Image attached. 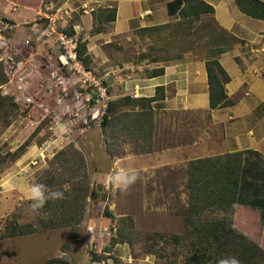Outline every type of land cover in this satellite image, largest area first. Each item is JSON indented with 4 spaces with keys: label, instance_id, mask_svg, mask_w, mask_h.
Segmentation results:
<instances>
[{
    "label": "rangeland",
    "instance_id": "1",
    "mask_svg": "<svg viewBox=\"0 0 264 264\" xmlns=\"http://www.w3.org/2000/svg\"><path fill=\"white\" fill-rule=\"evenodd\" d=\"M85 2L93 6L92 13L99 9L95 0H68L67 3L65 0H36L32 2V10L21 6L13 12L14 21L0 15V78L5 80L0 92L12 96L18 104L16 111L8 116L9 125L5 124L7 117L0 116L1 154L14 151L34 134L20 158L0 167V233L10 219L20 223L35 222L30 199L24 193L29 184L36 181V173L68 143L72 142L77 148L79 140L87 139L89 128L100 129L101 114L109 98L106 81L94 68L93 59L87 67L78 57V67L74 62L63 66L59 61L64 50L58 33L68 35L72 30L77 43L96 34L92 29H75L74 23H80L84 14L82 4ZM61 6V18L57 17L55 32H51L49 18L55 16ZM208 21L207 18L202 24ZM184 30L169 29L159 37L146 32L150 40L141 37L142 40L136 42L126 37L116 38L103 47L108 51L120 50L117 58L121 63L142 58L153 61L162 45L174 50L173 53L186 48ZM108 31L106 25L102 33ZM209 42L212 41H208V45ZM125 142L131 145L130 151H139L132 142L123 139L114 152L124 153ZM80 151L87 162L90 188L98 192L97 199L93 195L87 197L81 223L75 228L38 230L0 238V264H167L174 259L173 246H165L164 240L155 245L149 238L153 234L168 236L181 232V219L168 216L173 204L170 197L158 191L150 195L149 200H142L141 186L136 182L127 191L106 188L93 179L90 159L83 149ZM24 157L21 165L25 169H20L18 161ZM10 181L17 187H8ZM91 182L96 185L92 186ZM242 186L248 189L246 182ZM251 206L252 211L237 210L235 221L242 226L237 228L264 249V206L254 203ZM121 218H126L123 222L126 237L124 242L113 244L111 240L118 237L117 220ZM149 247H154L161 255L149 253ZM177 262L182 264L180 257Z\"/></svg>",
    "mask_w": 264,
    "mask_h": 264
},
{
    "label": "crops",
    "instance_id": "2",
    "mask_svg": "<svg viewBox=\"0 0 264 264\" xmlns=\"http://www.w3.org/2000/svg\"><path fill=\"white\" fill-rule=\"evenodd\" d=\"M95 1L99 3V8H116V18L108 25V32L83 39L94 68L106 81L108 101L124 96L150 98L156 94L158 87L163 90L160 98L152 102L155 128L150 152H132L131 145L125 142L124 154L111 158L101 130L96 127L88 129L87 139L77 142V148L83 149L90 159L93 179L101 185L105 184V177L114 161L121 159L125 166L130 165L139 172L136 183L141 186L142 200H149L150 195L158 191L170 197L173 204L171 213L168 209V216L178 218V221L181 219L182 231L183 212L190 200L189 162L240 152L243 170L236 209L251 210L253 203L264 206V18L245 14L235 0H203L212 6L216 25L236 39L219 57L230 77L225 85L227 103L212 109L209 106L205 55L207 49L215 44H207L212 41L210 33L221 34L216 25L208 27L202 35L197 34L194 27L199 22L193 21L184 30L183 37H186L188 46L180 52L173 53L174 50L162 45L155 53L157 59L153 61L142 58L121 63L117 58L121 51H108L103 45L122 37L133 42L141 37L150 40L146 32L139 30L179 22L177 14L170 15L168 12V3L174 0ZM259 1L264 3V0ZM32 2L0 0V15L14 21L11 17L13 12L21 6L32 10ZM82 7L94 10L86 2ZM92 12L82 14L80 23H74L75 29L91 30ZM205 19V16L201 17L202 21ZM168 30L152 31V35L159 37ZM143 55L141 51V57ZM161 68L162 73L150 74ZM129 156L131 159H128ZM25 159L18 161L20 169H25L22 166ZM243 182H246L247 190L242 188ZM91 183L96 185V182ZM96 191L93 192L94 199L98 198ZM24 195H28V187ZM237 214L236 211L235 220ZM237 227L242 228L239 221Z\"/></svg>",
    "mask_w": 264,
    "mask_h": 264
},
{
    "label": "trees",
    "instance_id": "3",
    "mask_svg": "<svg viewBox=\"0 0 264 264\" xmlns=\"http://www.w3.org/2000/svg\"><path fill=\"white\" fill-rule=\"evenodd\" d=\"M235 2L245 14L264 18L263 2L259 0H235ZM213 11L212 6L203 0H174L168 3V12L170 15L177 14L179 22L143 28L139 31L152 32L164 28L183 30L196 21L199 22V27H195V31L203 32L208 27L212 28L216 25L212 16ZM203 16L211 23L208 21L202 24L201 17ZM115 18V7L97 9L93 13L92 31L102 32L105 26L110 25ZM216 27L219 28L218 25ZM220 32L221 34L216 35L213 31L210 33V39L215 44L207 49L205 55L209 106L212 109L227 103L225 85L230 77L221 65L219 57L227 50L229 43L236 41L234 36L225 30L220 29ZM67 33L72 35L73 31ZM86 44L85 41L79 40L76 52L78 58L87 67L91 57ZM162 72L161 68L153 70L150 74L158 75ZM3 83H5L4 78H0V85ZM162 90L163 88L158 87L156 94L150 98L136 99L124 96L107 101L101 116L100 129L111 158L124 154L114 152V148H119V141L123 139L132 142L139 150L137 153L152 150L151 140L155 128L152 102L160 98ZM17 108L18 104L12 96L0 92V116L7 117L6 126L10 124L8 116L13 114ZM33 135L29 136L14 151H7L3 154L0 152V167L3 163L20 158L32 142ZM242 170V153L240 152L200 158L189 162L190 200L183 212L182 231L168 236L153 234L149 237L153 239L155 245L164 240L165 246H173L171 254L174 259L167 264H181L177 262L179 257L182 264H217L220 258L229 256L238 258L241 264H262L264 262V249L240 231L237 228L238 222L234 219ZM35 177V182L44 183L52 190L64 191L65 198L49 200L39 214L33 213L34 223H20L15 219H10L5 223L0 238L22 236L38 230L75 228L81 223L86 199L93 195L87 162L83 153L70 142L55 152ZM125 219L117 220L119 221L118 237L111 240L113 244L124 242L126 232L123 222ZM148 251L161 255L157 254L154 247H149Z\"/></svg>",
    "mask_w": 264,
    "mask_h": 264
},
{
    "label": "clouds",
    "instance_id": "4",
    "mask_svg": "<svg viewBox=\"0 0 264 264\" xmlns=\"http://www.w3.org/2000/svg\"><path fill=\"white\" fill-rule=\"evenodd\" d=\"M131 159V156L128 157ZM139 178V172L132 166H125L123 161L117 158L109 174L105 177V187L127 191ZM16 185L10 181L8 187L14 188ZM28 198L31 201V210L34 214H39L44 205L49 200H63L65 198L64 191L52 190L46 184L33 182L28 186ZM217 264H241L240 260L234 256L220 258Z\"/></svg>",
    "mask_w": 264,
    "mask_h": 264
},
{
    "label": "built area",
    "instance_id": "5",
    "mask_svg": "<svg viewBox=\"0 0 264 264\" xmlns=\"http://www.w3.org/2000/svg\"><path fill=\"white\" fill-rule=\"evenodd\" d=\"M68 0H65V3H67ZM65 9V8H64ZM63 10V6L57 8L56 10V14L55 16L50 17L49 19V31L51 32H55V21L58 18H61V15L59 16V14H61V11ZM65 13H67V11H64ZM92 12V8L91 7H84L83 8V13L85 15H88ZM58 37L60 39V43H61V47L63 48V53L60 54L59 56V61L62 63L63 66L66 65H71V62H74V66L78 67L79 62L77 61V52H76V47H77V39L75 38V35H67L65 33H58ZM104 93L101 92V94ZM106 107V106H105ZM104 107V109H105ZM104 109L102 111V114L104 113ZM101 114V116H102ZM101 120V118H100ZM34 163H37L36 161ZM112 232L114 231V229L111 230Z\"/></svg>",
    "mask_w": 264,
    "mask_h": 264
}]
</instances>
